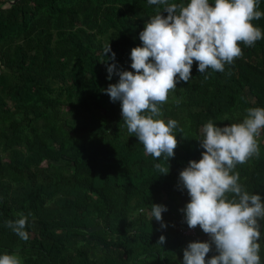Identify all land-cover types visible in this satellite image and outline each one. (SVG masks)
<instances>
[{"label":"trees","instance_id":"trees-1","mask_svg":"<svg viewBox=\"0 0 264 264\" xmlns=\"http://www.w3.org/2000/svg\"><path fill=\"white\" fill-rule=\"evenodd\" d=\"M13 1L0 0V256L15 254L21 264H183L189 243L210 238L199 227L194 237L179 232L188 227L181 210L190 202L180 173L202 159L206 123H242L247 109L264 108V39L241 44L243 57L224 72L199 73L193 63L192 78L179 82L161 106L159 118L183 129L175 132L178 147L167 162L145 154L126 129L121 102L104 91L119 82L116 73H135L131 50L142 46L140 33L164 6ZM258 10L264 12V0ZM252 23L264 32V16ZM109 45L114 61L112 52L104 54ZM109 64L116 65L111 80ZM258 139L259 157L234 171L244 190L264 203V131ZM157 163L169 173L161 175ZM153 204L167 207L166 228L148 215ZM22 217L27 241L5 226ZM258 223L264 264V219ZM217 254L213 245L206 260Z\"/></svg>","mask_w":264,"mask_h":264},{"label":"clouds","instance_id":"clouds-1","mask_svg":"<svg viewBox=\"0 0 264 264\" xmlns=\"http://www.w3.org/2000/svg\"><path fill=\"white\" fill-rule=\"evenodd\" d=\"M150 5H163L146 23L139 39L142 46L131 50L132 71H120L119 82L104 90L112 102L120 101L123 122L130 135L138 138L146 155L154 159L164 157L168 162L178 147L179 128L176 120L165 121L161 106L181 81L192 78V66L198 62L199 73L209 68L224 72L225 65H232L243 57L241 44L252 47L264 32L252 23L261 19L259 0H190V3L168 4V0H148ZM168 15L165 18L163 13ZM111 46L104 49L107 56ZM116 59L112 52L111 60ZM116 70L109 64L108 79ZM264 131V108H249L242 123L219 127L209 121L202 129L200 140L205 149L202 159L193 160L179 176L182 189H186L190 202L181 211L191 229L201 228L210 236L209 242H191L183 253V264H261L258 241L261 238L259 220L264 219V203L258 194H249L239 183L235 172L237 165L259 157V137ZM169 164V163H168ZM161 175L169 167L154 165ZM229 194H234L229 199ZM238 198V200L236 199ZM140 213L145 209L140 208ZM166 206L153 204L148 215L161 223ZM11 228L22 240L27 241L25 230L28 218L8 220ZM166 238L161 236L158 244ZM218 253L207 259L213 250ZM0 264H21L15 255L0 256Z\"/></svg>","mask_w":264,"mask_h":264},{"label":"built area","instance_id":"built-area-1","mask_svg":"<svg viewBox=\"0 0 264 264\" xmlns=\"http://www.w3.org/2000/svg\"><path fill=\"white\" fill-rule=\"evenodd\" d=\"M179 232L182 234V235H185V236H195V230L194 229H191L189 227H180L179 228ZM207 238H210L209 235H207Z\"/></svg>","mask_w":264,"mask_h":264},{"label":"water","instance_id":"water-1","mask_svg":"<svg viewBox=\"0 0 264 264\" xmlns=\"http://www.w3.org/2000/svg\"><path fill=\"white\" fill-rule=\"evenodd\" d=\"M16 1H18V0H15V1L11 2V4H14ZM99 229H100V227H96V228L86 229V231L87 232H92V231L99 230Z\"/></svg>","mask_w":264,"mask_h":264}]
</instances>
